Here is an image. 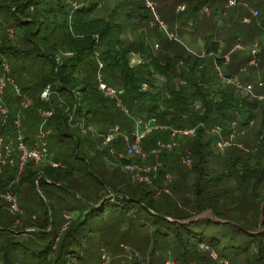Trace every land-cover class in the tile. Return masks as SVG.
<instances>
[{
  "label": "trees",
  "instance_id": "16d2710c",
  "mask_svg": "<svg viewBox=\"0 0 264 264\" xmlns=\"http://www.w3.org/2000/svg\"><path fill=\"white\" fill-rule=\"evenodd\" d=\"M68 1L70 6L65 7L61 0H0V67L5 65L4 60L7 64L30 60L41 66L37 72L38 93L31 95L28 94V88L18 87L20 93H27L33 99V107L29 109L34 112L36 107L52 108L54 116L49 121H59V124L66 127L65 114L59 107H63V100L54 105L51 100L43 102L39 98L43 89L50 86L52 92L60 97L72 99L74 94L73 103L67 102L71 106L76 104V117L96 121L104 128L115 125L114 112H124L115 101L107 100L109 97L98 91L97 84L95 86L85 77L95 75L97 64L94 61L99 60L102 63L103 83L110 86L109 89H115V98L120 100L126 112L133 113L131 117L134 118V123L149 122L152 126L154 124L164 129L165 132H155L145 141V149H150L159 140L163 141L168 131L195 129V134L182 143L191 152L193 165L188 172L178 170L176 165L180 164L178 158L174 159L176 155L167 157L168 154L163 153L157 161L150 160V165L159 163V166L153 169L156 171L155 178L147 170L150 180L148 185L130 182L138 192H131L127 197H116L115 194L106 197L105 194L93 197V201L87 199L93 205L86 208L87 213L81 220L77 218L74 221L70 211L60 210V214H57L55 208V201L64 200L53 191L56 186L65 189L63 192L67 196L75 198L74 189L66 185V178L72 177L67 165L49 166L44 162L40 167L29 161L23 166L19 176L14 168H6L0 176V194L12 191L18 197L19 207L24 210L21 215L13 216L12 219L4 216L7 210L4 209L5 204L0 195V264H13V256L18 251L30 260V264H77L80 257H76L75 252L79 254L81 247L76 238L79 228L87 225L91 221L89 218L95 214L105 213L106 208L115 211L131 209L132 206L133 215L141 223H145L146 219L152 220V235L163 244L171 243L175 256L166 253L161 257L154 254L155 250H148L143 258H138L137 254L138 261L131 264H164L163 261H166L165 264H209L212 261L215 264L227 261L231 264H264V222L260 234L249 233L258 230L259 209L264 198L262 100L237 94L233 83L216 89L204 87V76L207 74L205 62L213 67L211 58L204 61L185 49L183 52L174 49L172 58L164 56L162 61H158L159 57L154 55L151 44L144 41L143 31L135 33L134 30L135 32H130L132 38L127 37L125 25L117 22L115 14H120L118 8L124 9L122 19L131 24V13L135 12L139 20L152 27L153 14L151 15L144 0H121L123 2L115 4V10L106 17L92 16L103 0ZM187 1L190 10L188 19H196L202 9H210L216 2H220V6L215 9V18L223 15L227 2ZM185 8L187 7L184 6V10ZM213 24L215 21L212 19L206 37L210 52L217 51L218 40L223 37ZM233 25H237V20ZM135 27L136 24L133 28ZM235 38L234 41H237V37ZM40 44L47 48L41 49ZM166 45L173 46L172 42ZM132 54L140 58V63L135 66L129 63ZM247 60L250 57L238 60L236 67L245 65ZM217 61L222 64V61ZM47 63L51 64L50 72L45 74L43 67ZM82 63L89 66L83 78L79 76ZM175 63L182 65L179 72L175 71ZM260 66H263V62ZM19 69L24 73L23 69ZM194 71L201 74L199 81L188 80L189 84L182 89L167 85L176 76L191 78ZM6 76L4 74L5 79H8ZM155 76L165 79L162 86L164 92L156 84ZM76 86L78 97L73 90ZM144 86L147 89L143 90ZM15 99L18 100L17 97ZM12 101L6 100L7 104ZM15 110L13 108V112L8 113L5 125L0 122V134L14 133L13 121L21 111ZM255 122L259 124L252 129L251 125ZM118 125L121 127V123ZM211 128L216 129L217 134H207L205 130ZM107 131L109 129L106 133ZM234 131L241 132L236 137L241 142V147L228 145L229 148L226 150L225 147L226 153L222 157L220 153L212 151L217 142L233 139L237 134ZM62 137L70 136L61 133L58 142L62 141ZM118 151L124 152L123 155L126 153ZM74 159L82 160L78 154H74ZM120 159L124 164L128 163V158ZM146 160L147 157L143 161ZM140 161L142 160L136 159L137 164ZM81 168L76 162L73 170L80 172ZM170 176L172 180H167ZM129 181H132L131 177ZM140 186L141 190L138 189ZM30 194L35 198L32 199ZM82 199L81 196L80 203L85 205ZM208 209L217 218L233 222L236 226L214 223L210 219L189 224L173 222L190 219ZM80 211L83 214L84 210ZM224 211L245 221L248 228L235 220L224 218ZM26 230L28 231L24 232ZM228 232L231 234L230 239L225 237ZM202 252L207 257H202ZM222 261L224 262L221 263ZM98 264H112L111 257L103 248L99 253Z\"/></svg>",
  "mask_w": 264,
  "mask_h": 264
},
{
  "label": "rangeland",
  "instance_id": "374dc122",
  "mask_svg": "<svg viewBox=\"0 0 264 264\" xmlns=\"http://www.w3.org/2000/svg\"><path fill=\"white\" fill-rule=\"evenodd\" d=\"M61 1L63 2V6H70V1ZM230 1H232V5H230ZM120 2L123 1L103 0L102 4L99 5L98 9L92 16L106 17L112 10H115V4ZM144 3L145 5L148 4L153 7L155 15H152L153 13H151V18L153 19L151 21L152 27L139 20L136 17V13H131L129 9L126 11L131 13V24L125 22L122 19V11L124 9L122 10L118 8L120 14H115V18L121 25H125L124 32L127 37L132 38L130 32H135L134 30H136L135 33H137V31L139 33L143 31L144 41L151 44L154 55L159 57L158 61H162L164 56L172 58L174 49L180 50L181 52L185 49L192 56L204 61L211 58L213 60V67L205 62V64H207V74L205 73L204 76V87L216 89L218 86L223 88L227 84L233 83L237 94L241 96L249 95L256 99L261 98L260 100L264 103V85L262 87L258 86V83L264 81V0H227L225 8H223V15L216 16L215 18V9L220 6V2H216L210 7V9H202L199 13V17L197 16L196 19H188L190 10L188 6L189 2L187 0H144ZM181 6H186L188 9L185 8V10L182 11L179 9ZM233 8L235 10H233ZM253 11L257 13L256 16L253 15ZM212 19L215 21L213 26L215 28L217 26L219 32L223 34V37L220 38L221 40H218L217 51L210 52L208 50L209 43L207 42L206 37L207 31H210L211 26L208 25H210ZM236 20L237 25L234 26L233 23ZM134 24H136L135 29L133 28ZM126 36L124 37L125 39H127ZM235 37H237V41H234L236 39ZM223 39L224 41H222ZM168 42H172L173 46L167 47L166 44ZM165 45L166 47L163 48ZM39 46L41 49L47 48L41 44ZM249 57L250 60H247L245 65L236 67L238 60ZM217 60L222 61V64L220 65ZM262 62L263 66L261 67L260 65ZM91 63H93L92 59ZM94 63L97 64L95 75H86V70L89 69V66L87 63H82V72L79 76L83 78L82 76L86 75L85 77L87 79L94 83L95 86L96 84L98 86V79H101L102 81L104 77L103 72L101 71L102 68H98V64L101 62L97 60L94 61ZM129 63L131 66H135L140 63V58L135 54H132ZM3 64L5 65L0 67V81H5L3 102L5 107L8 108L10 106L8 108L9 113L13 112V108H16V112L21 110L17 113L21 116L20 130L22 134H25L29 139L34 136L31 140L26 138L31 144L34 139L36 141L38 127L42 120L37 113V109L43 107H36L34 111L35 113L29 108L22 109L20 103L21 98L16 94L14 85L17 88H28V94L34 95L38 93L37 72L41 66L30 60H23L18 64H7L4 60ZM175 64L177 66L175 71L179 72L182 65L180 63ZM50 65L51 64H48L43 67V73L48 74L50 72ZM18 66L23 69L24 73L18 68ZM242 69L244 70L241 71ZM7 70H9V72ZM4 74H7L6 78L8 77V79H5ZM228 74L231 76H226ZM200 77L201 74L194 71L191 78L184 79L176 76L171 79L167 85L176 89H182L187 87L189 84L188 80L199 81ZM155 78L156 84L164 92L162 86L164 85L165 79L160 76H155ZM8 80L13 81L14 85ZM106 86L110 88V86ZM145 89H147L146 86L143 87V90ZM73 90H75V94L78 97V94L76 93L77 86ZM112 91H114L113 95L117 94L115 89ZM25 96H27V93ZM16 97L18 100L15 99ZM74 98V94L72 99H67L64 96H58L51 90L50 100L54 105H58V102L60 103L63 100V107L59 106L62 108L63 112L67 106L69 107V110L73 107L74 104L71 106L70 103H73ZM7 99H12V103L7 104ZM107 100L115 101L116 105L124 112H114L115 122L113 124L115 125L104 128L97 124L96 121L90 122L84 120L82 117H77L83 119L85 123L89 125L91 130L94 131L93 133L86 130L80 131L77 127L67 125V123L66 127H63L59 124V121L57 122L55 120H51L47 124V127L51 130L48 137L50 162L53 165L63 166L64 164L68 166V170L72 173V177L68 176L66 178V185H70L75 193V198L69 197L63 192L65 189L56 186L53 188V191H56L64 200H53V202L55 201L57 214H60V210L70 211L72 213L71 217L73 218V221L77 218L78 220H81V217L87 213L86 208L93 205L87 199L93 201L95 199L93 197L105 194H107L106 197L111 194H115L116 197H125L126 195L131 194V192L137 193L138 191H135L136 186L130 184L132 181H129V177L132 174L140 176L143 171L148 169V173H153L155 178L156 171H153V169H156V167L159 166V163L150 165V160L157 161L159 156L163 153L168 154L167 157L172 156V154L176 155L174 159L176 160V158H178L179 164L183 167L176 165L178 170L182 171L183 169L188 172V169L193 165L191 152L185 149L182 145L184 140L189 137L185 136V134H180V132H188L190 129L168 131L163 141L159 140L157 143L155 142V145L150 149H145V141L155 132H165L164 129L154 124L150 127L146 126V124L136 125L134 123V118L131 117V114L133 115V113L130 114L126 112L125 107H122L119 99L117 100L114 97H109ZM31 107H33V105ZM197 107L198 106H196V108ZM119 123H121V127H119ZM258 124L257 122L252 124V129H255ZM108 129L109 131L106 133V130ZM144 129L145 131L149 129V131L144 133ZM234 132H237V134L233 136V139H229L230 141L227 142L234 145L233 147H241L239 145L241 142L236 138L241 132ZM61 133H67L70 137H62V141L58 142ZM108 133H112L113 136L110 141L106 138ZM245 136L246 134L243 135V137ZM137 138H139V145L135 147L133 145ZM228 148L229 147H227L226 150ZM118 150L126 151V153L123 155L124 152L120 153ZM155 150L158 152L155 153ZM138 151H141L143 156L147 157L146 161H143L145 159H141L140 156H138ZM212 151L217 154L220 153V157L224 156L226 153L225 148L219 152L215 146L212 147ZM184 152L185 154L182 155ZM74 154H78L82 160H75ZM121 157L128 158V163L124 164L120 159ZM182 158L185 159L188 165L181 162ZM136 159H141L142 161L137 164ZM76 162L82 167L80 172L73 170ZM33 163L40 167L42 166L41 163ZM46 164L48 165V163ZM132 168L135 169L134 172H132ZM145 174L146 175L142 177L147 178V181L150 182L147 173ZM171 176L174 177V175ZM171 176L167 178V180H172ZM135 178H137V176H135ZM141 183L145 184L146 182L145 180H142ZM146 185L148 184L146 183ZM138 189L141 190V186ZM167 190L169 191V189ZM168 191L167 193L171 194ZM158 194L159 192L156 193V195ZM30 195L32 199L35 198L33 194ZM81 196L83 197L82 200L85 205L80 203ZM227 201L228 200H226V202ZM240 208L241 211L242 207ZM4 209L7 210V207L5 206ZM132 209L134 210V206H132L131 209L115 211L106 208L105 213L102 215L98 213L95 214L94 217H90L89 219L91 221L87 225H82L76 236L77 241L81 244V247H79L80 253L78 254V252H75V256L80 257L77 264H98L101 248H103L105 253L111 257L112 264H131L134 261H138L136 260L138 257L137 254H139L138 258H143L148 250H155L154 254H158L161 257H164V254L166 253L167 255L170 254L174 257L175 252L173 251V245L171 243L163 244L156 240V237L152 235V227H154L152 220L146 219L145 223H141L140 220L133 215L134 211ZM23 210L24 209L20 208V212L17 214H11L6 211L7 213L4 212V216L12 219L13 216L21 215ZM80 210H84L83 214ZM108 211L110 213H108ZM223 217L237 221L246 229L249 226L245 221H242L239 217H236L230 212L224 211ZM27 231L28 230L24 232ZM225 237L230 239L231 234L229 233ZM216 253L214 254L217 255ZM201 256L207 257V254L202 252ZM163 262L164 264L166 263V261ZM223 262L224 261L221 263ZM172 263L175 264L174 262ZM228 263L231 264L230 261H227L224 264ZM13 264H30V260L26 258L21 251H18V253L13 256ZM209 264L215 263L212 261Z\"/></svg>",
  "mask_w": 264,
  "mask_h": 264
},
{
  "label": "built area",
  "instance_id": "2783aa9c",
  "mask_svg": "<svg viewBox=\"0 0 264 264\" xmlns=\"http://www.w3.org/2000/svg\"><path fill=\"white\" fill-rule=\"evenodd\" d=\"M230 5H232V1H230ZM147 6L149 10L151 11V13L155 15L152 5L147 4ZM179 9L183 11L184 6L179 7ZM253 15L256 16L257 13L253 11ZM98 68L99 69L102 68L101 63L98 64ZM243 70L244 69H242L241 71ZM99 78H100V75H99ZM8 81L12 85H14L13 81H10V80ZM98 83H99L98 89L101 93H103L104 96L115 98V94L113 95L114 91L109 89L101 81V79H98ZM263 85H264V81L258 83V86L260 87H262ZM4 86H5V81L1 80L0 81V122L2 125H5L7 123V117L9 113L8 108L5 107V104L3 102ZM14 88H15L16 94L21 98L20 103H21L22 109L30 108L33 105V100L30 97L21 94L19 88H17L15 85H14ZM50 95H51V88L50 86H48L45 89H43V91L41 92L40 100L43 102H49ZM260 99L261 98H259V100ZM75 105L76 104H74L70 110L68 106L64 110L65 119H66L65 121L67 125L77 127L80 131L86 130V131L94 133V131L91 130L89 125H87L83 119L77 118L74 115ZM37 113L40 115L42 120L38 127L36 141L34 139V141L31 144L27 141L26 137L22 134L20 130V126H21L20 125V118H21L20 114H17L13 121L14 133L12 135L11 134H8V135L0 134V176L3 175L4 170L6 168H10V169L14 168L16 174L19 176L22 172L23 166L29 161L35 162V163L46 162L48 163L49 166H56V165L51 164L50 162V152L48 150V137L51 133V130L47 127L49 120L54 116V110L52 108L50 109L39 108L37 109ZM141 124L142 125L146 124V126L148 127L152 126V123H149V122L147 123H142L141 121L136 122V125H141ZM143 131L144 133H147L149 129L147 131H145L144 129ZM205 131L207 132V134H217L216 129H213V128L206 129ZM180 134H185V136L191 137L195 134V129H190L188 132H180ZM106 138H108V140L110 141L113 138L112 133H108ZM138 145H139V138H137L134 141L133 146L136 147ZM228 145H230V143L227 141H219L217 142L216 147L219 151H222ZM154 152L156 153L158 151L155 150ZM137 154L138 156H140L141 159L146 158V156H143L141 151H138ZM181 162L185 165H188V163L185 161L184 158H182ZM147 170L148 169L143 171L140 176L132 174L130 176L132 182L141 183L142 180H145L146 183H149L147 181V178L142 177L145 175ZM134 171L135 169L132 168V172ZM135 176H137L138 179L135 178ZM1 199L4 202L5 206L7 207V211L9 213L17 214L20 212L19 205H18V199L15 193H13L12 191H7L6 193L1 195ZM212 257L215 258L214 256ZM167 264H170V263H167Z\"/></svg>",
  "mask_w": 264,
  "mask_h": 264
},
{
  "label": "water",
  "instance_id": "95a60500",
  "mask_svg": "<svg viewBox=\"0 0 264 264\" xmlns=\"http://www.w3.org/2000/svg\"><path fill=\"white\" fill-rule=\"evenodd\" d=\"M39 194L41 195V197L44 198L43 194L38 190ZM263 211H264V198L260 204V209H259V221H258V226H257V231L256 232H249L250 234L253 235H258L261 233L262 231V224L264 222V217H263ZM49 217H50V210H49ZM163 219L167 220V221H173L171 218L168 217H162ZM203 219H210L211 221H213L214 223H218V224H231L236 226V224H234L233 222L227 221V220H221L219 218H217L214 214V212L211 209L202 211L201 213L193 216L190 219L187 220H181V221H173L176 222L178 224H189L198 220H203Z\"/></svg>",
  "mask_w": 264,
  "mask_h": 264
},
{
  "label": "crops",
  "instance_id": "0c3cea01",
  "mask_svg": "<svg viewBox=\"0 0 264 264\" xmlns=\"http://www.w3.org/2000/svg\"><path fill=\"white\" fill-rule=\"evenodd\" d=\"M24 136H25L27 139H29L25 134H24ZM33 137H34V136H32L29 140H31Z\"/></svg>",
  "mask_w": 264,
  "mask_h": 264
}]
</instances>
